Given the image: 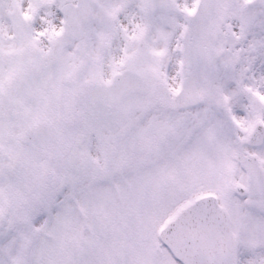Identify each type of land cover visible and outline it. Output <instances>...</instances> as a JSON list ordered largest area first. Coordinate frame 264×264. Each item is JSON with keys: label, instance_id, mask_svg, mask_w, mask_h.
I'll use <instances>...</instances> for the list:
<instances>
[{"label": "snow or ice", "instance_id": "1", "mask_svg": "<svg viewBox=\"0 0 264 264\" xmlns=\"http://www.w3.org/2000/svg\"><path fill=\"white\" fill-rule=\"evenodd\" d=\"M0 264H264V0H0Z\"/></svg>", "mask_w": 264, "mask_h": 264}]
</instances>
